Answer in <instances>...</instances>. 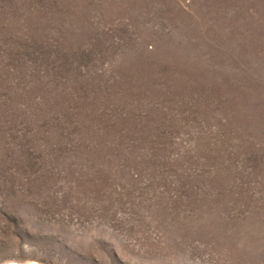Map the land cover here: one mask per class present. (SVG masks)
<instances>
[{
    "label": "rangeland",
    "instance_id": "obj_1",
    "mask_svg": "<svg viewBox=\"0 0 264 264\" xmlns=\"http://www.w3.org/2000/svg\"><path fill=\"white\" fill-rule=\"evenodd\" d=\"M0 264H264V0H0Z\"/></svg>",
    "mask_w": 264,
    "mask_h": 264
}]
</instances>
